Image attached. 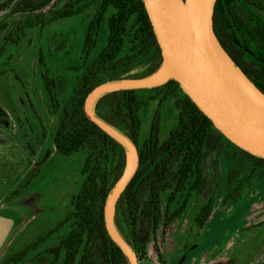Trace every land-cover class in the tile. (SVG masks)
Listing matches in <instances>:
<instances>
[{"label":"trees","instance_id":"trees-1","mask_svg":"<svg viewBox=\"0 0 264 264\" xmlns=\"http://www.w3.org/2000/svg\"><path fill=\"white\" fill-rule=\"evenodd\" d=\"M55 1L0 2V37L4 36L0 58L7 47L19 46L29 30L83 17L87 8L98 7L86 26L84 71L63 106L53 81L43 75L58 116L56 152L66 158L85 157L83 184L65 219L0 264H20L43 246L50 264H130L109 236L104 216L107 199L127 168V155L90 121L85 101L106 82L155 76L163 65L162 51L144 0H68L52 8ZM253 28L264 41V0H217L214 30L220 45L264 93V49L254 43ZM148 108L154 114L144 136ZM94 112L139 151L138 171L116 204L114 221L140 264L152 244L158 245L160 233L165 234L189 208L194 213L191 222L203 229L220 207H234L253 187L264 189V159L227 139L175 80L154 89L105 94L95 103ZM169 120L173 125L165 132ZM27 181L7 202L23 195Z\"/></svg>","mask_w":264,"mask_h":264},{"label":"rangeland","instance_id":"rangeland-1","mask_svg":"<svg viewBox=\"0 0 264 264\" xmlns=\"http://www.w3.org/2000/svg\"><path fill=\"white\" fill-rule=\"evenodd\" d=\"M67 1L57 0L52 8ZM97 8L92 5L83 17L29 30L19 46L7 47L0 58V216L15 222L0 251V263L65 219L83 184L85 157L66 158L56 152L53 138L58 116L43 75L53 81L57 101L63 106L84 71L86 26ZM252 32L254 43L264 49L263 36L255 28ZM3 40L0 37V47ZM153 114V109L145 111L144 136ZM172 125L169 120L165 132ZM26 180L23 195L7 202ZM218 211L201 229L191 222L194 213L189 208L165 234L160 233L158 245L152 244L141 264H264V189L253 187L237 205ZM44 249H37L20 264H50Z\"/></svg>","mask_w":264,"mask_h":264},{"label":"water","instance_id":"water-1","mask_svg":"<svg viewBox=\"0 0 264 264\" xmlns=\"http://www.w3.org/2000/svg\"><path fill=\"white\" fill-rule=\"evenodd\" d=\"M216 2L188 0L185 4L184 0H144L162 51V68L148 79L101 84L85 101V113L90 121L118 142L127 155V168L107 199L104 216L109 236L130 264L140 262L120 235L114 219L116 204L138 171L139 151L129 138L96 116L94 106L99 98L119 91L154 89L175 80L227 139L264 159V93L220 45L214 30ZM14 227V220L0 216V251Z\"/></svg>","mask_w":264,"mask_h":264}]
</instances>
